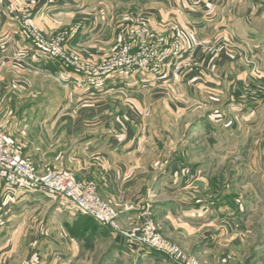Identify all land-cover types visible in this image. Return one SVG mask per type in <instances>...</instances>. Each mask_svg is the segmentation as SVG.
Listing matches in <instances>:
<instances>
[{
	"label": "crops",
	"instance_id": "0c3cea01",
	"mask_svg": "<svg viewBox=\"0 0 264 264\" xmlns=\"http://www.w3.org/2000/svg\"><path fill=\"white\" fill-rule=\"evenodd\" d=\"M137 14L157 37L181 29L186 49L209 43L190 52L193 67L179 74L84 89L76 86L81 75L39 48L24 24L29 19L46 36L68 32L67 46L96 64L131 33ZM161 101L173 122L153 121ZM0 128L41 172L68 170L93 183L122 228L139 227L150 212L165 237L205 264H233L248 231L244 203L226 204L223 173L203 174L195 165L233 157L250 163L254 175L264 163V0H0ZM77 212L0 175V264L20 255L24 264L77 261ZM112 235L120 257L164 264L158 253Z\"/></svg>",
	"mask_w": 264,
	"mask_h": 264
},
{
	"label": "built area",
	"instance_id": "2783aa9c",
	"mask_svg": "<svg viewBox=\"0 0 264 264\" xmlns=\"http://www.w3.org/2000/svg\"><path fill=\"white\" fill-rule=\"evenodd\" d=\"M15 18L20 20V15ZM28 36L35 44L72 67L81 75L78 87L94 89L104 87L113 78H129L139 75H159L171 70L179 74L184 68H192L189 49L184 46L185 34L177 27L170 39L155 36L150 29L149 20L144 15H136L132 20V31L129 37L119 40L112 54L96 64L84 63L80 54L66 47L68 32L63 31L46 36L29 19L24 20ZM224 44L210 49L220 50ZM209 49V50H210ZM186 55V56H185ZM0 175L8 182L22 189H34L46 195L66 200L78 212L92 217L100 225L107 226L115 232H122L131 243L142 251L161 253L177 264H200L199 261L185 253L176 244L168 240L152 221L150 212L144 215L139 227L130 231L122 229L118 222L119 212L108 201L103 199L93 183L78 179L72 171L53 169L41 172L31 159L22 157L9 141L7 132L0 128ZM159 254V255H161Z\"/></svg>",
	"mask_w": 264,
	"mask_h": 264
},
{
	"label": "rangeland",
	"instance_id": "374dc122",
	"mask_svg": "<svg viewBox=\"0 0 264 264\" xmlns=\"http://www.w3.org/2000/svg\"><path fill=\"white\" fill-rule=\"evenodd\" d=\"M127 35L118 38L116 44L118 43L119 40L129 37V35L128 36ZM207 43H209V41L199 39L195 41L193 45L196 44L205 45ZM66 47H68L67 43H66ZM68 49L74 50L69 47ZM112 52L105 57L110 56ZM167 104H168L167 101L166 103L164 101H161L158 104V107L162 108L163 112L160 113L159 117L156 116L158 120L154 119L153 121H157V122L174 121L173 118L175 116L172 117L168 113V111H166ZM184 119L185 118L183 117L181 122L184 123L193 122V120L185 122ZM193 135L195 137H199L201 134L199 133L196 134V132H194ZM216 158L217 160L213 163L195 165L196 166L195 170L198 171L201 170L203 174H206L207 172L215 175H219L220 173H223V177L225 179L224 180L220 179L221 182L218 187H220L221 192L219 193V197L224 199L226 201V204L234 205L233 207H237L239 205L238 204L240 203L239 200L244 203L245 210L243 211L244 213L243 219L248 226L247 228L248 231L244 236L245 243L241 248V250L239 251L240 260L235 261L233 264H264V163L258 164L259 166L258 171L254 175H252V172L250 171L251 170L249 165L250 163L243 164L241 162H236L235 161L236 158L233 157L217 156ZM213 159L214 158L211 157V160ZM228 161L230 163H227ZM235 173H242V174L241 176H235L234 175ZM218 181L219 179H216L212 182L213 184L218 185ZM75 217L80 218L83 217V215L80 212H77ZM151 220L155 222L154 218ZM84 221H86V224L88 226L84 222L81 224V236L83 241L81 244V248H82L81 255L79 259L77 261H73L72 264H138V260H131L130 258H124L118 255L120 252L116 247V243L114 241L115 238L112 235L113 230L111 231L107 226L100 225L99 223L94 222L92 220H84ZM75 227H77V234H79L78 225ZM131 229H125V230L130 231ZM117 233L123 235L122 232H117ZM167 239L173 243H176L175 241L169 238ZM176 244L185 253L191 255L192 257H195L200 264H205L199 259V257L196 254L190 253L185 249H183L178 243ZM158 254L161 253L158 252ZM161 257L165 260L163 261L164 264H177L166 255L161 254ZM22 259H23V255L17 256L12 264H24ZM26 262H27L26 264L29 263L37 264L36 261L28 260Z\"/></svg>",
	"mask_w": 264,
	"mask_h": 264
},
{
	"label": "trees",
	"instance_id": "16d2710c",
	"mask_svg": "<svg viewBox=\"0 0 264 264\" xmlns=\"http://www.w3.org/2000/svg\"><path fill=\"white\" fill-rule=\"evenodd\" d=\"M83 215V217H80L79 218V221H81V224L84 222L85 224H86V221H84V220H92V221H94V222H96L92 217H90V216H87V215H85V214H82ZM87 225V224H86ZM88 226V225H87ZM80 233H81V228H80Z\"/></svg>",
	"mask_w": 264,
	"mask_h": 264
}]
</instances>
